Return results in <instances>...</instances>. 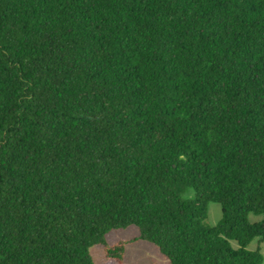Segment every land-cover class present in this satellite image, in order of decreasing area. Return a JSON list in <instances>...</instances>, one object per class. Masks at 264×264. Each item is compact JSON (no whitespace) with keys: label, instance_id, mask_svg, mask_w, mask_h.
Wrapping results in <instances>:
<instances>
[{"label":"trees","instance_id":"trees-1","mask_svg":"<svg viewBox=\"0 0 264 264\" xmlns=\"http://www.w3.org/2000/svg\"><path fill=\"white\" fill-rule=\"evenodd\" d=\"M129 225L261 264L264 0H0V264H122Z\"/></svg>","mask_w":264,"mask_h":264},{"label":"rangeland","instance_id":"rangeland-1","mask_svg":"<svg viewBox=\"0 0 264 264\" xmlns=\"http://www.w3.org/2000/svg\"><path fill=\"white\" fill-rule=\"evenodd\" d=\"M191 198L192 192L189 191L183 195ZM221 217L220 206L215 202H208L206 206V219L204 224L212 227L217 224ZM261 219V215L248 214V221L250 223ZM138 236V229L129 225L125 228L114 229L107 232L104 236L106 245H111L116 241H129L124 245L122 264H169L168 259L163 256L158 248L144 240L135 239ZM135 239V240H133ZM131 240V241H130ZM232 247H236V243L230 240ZM259 246L262 256L261 264H264V242H258L257 239L252 240L248 245V250H254ZM88 254L93 264H104V250L102 244H96L88 248Z\"/></svg>","mask_w":264,"mask_h":264}]
</instances>
